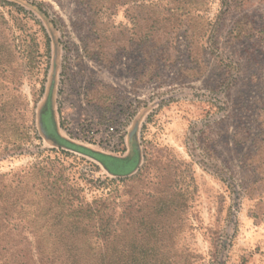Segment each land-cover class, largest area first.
Listing matches in <instances>:
<instances>
[{"label":"rangeland","instance_id":"rangeland-1","mask_svg":"<svg viewBox=\"0 0 264 264\" xmlns=\"http://www.w3.org/2000/svg\"><path fill=\"white\" fill-rule=\"evenodd\" d=\"M199 3L166 21L159 0H0V177L19 185L18 228L45 231L51 177L30 173L25 193L22 173L63 150L62 176L115 236L86 248L126 234L157 264H264V0ZM122 121V154L78 138Z\"/></svg>","mask_w":264,"mask_h":264},{"label":"trees","instance_id":"trees-1","mask_svg":"<svg viewBox=\"0 0 264 264\" xmlns=\"http://www.w3.org/2000/svg\"><path fill=\"white\" fill-rule=\"evenodd\" d=\"M159 1L163 5L166 21L175 18L173 12L188 13L193 5H201L199 0ZM4 122L7 124V121ZM125 148L124 146L119 154L124 153ZM51 151L46 157L47 168L34 166L24 171L22 177L26 181L21 183L25 193H29V182L33 181L30 173L34 176L45 170L48 172L46 176L51 177L48 190H41L45 192L41 202V205H45V211L38 220L45 231L30 229L26 234L18 228L26 221V213L20 202L17 199L12 201V194L19 185L15 184L14 175L0 177V264H157L153 244L149 247L136 245L132 248L126 240V234L112 239L111 241L116 242L114 246L101 245L93 249L85 247L86 243L99 244L115 236L105 232L109 220H104L103 213H100L103 204L82 200L78 196L79 190L75 189L77 187L69 184L62 176L61 172L66 168L59 155L64 151ZM139 237L144 242L145 234H140Z\"/></svg>","mask_w":264,"mask_h":264},{"label":"built area","instance_id":"built-area-1","mask_svg":"<svg viewBox=\"0 0 264 264\" xmlns=\"http://www.w3.org/2000/svg\"><path fill=\"white\" fill-rule=\"evenodd\" d=\"M87 129L88 128H81L78 131V138L80 141L96 146L101 144L113 154H119L126 145V133L129 127L125 121L115 125L104 124V126L99 127V129Z\"/></svg>","mask_w":264,"mask_h":264}]
</instances>
